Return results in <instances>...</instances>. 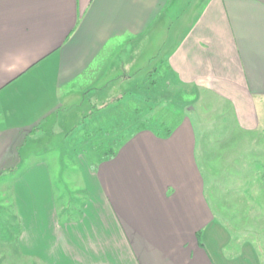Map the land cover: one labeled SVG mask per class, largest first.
Listing matches in <instances>:
<instances>
[{
	"label": "crops",
	"instance_id": "obj_1",
	"mask_svg": "<svg viewBox=\"0 0 264 264\" xmlns=\"http://www.w3.org/2000/svg\"><path fill=\"white\" fill-rule=\"evenodd\" d=\"M161 71L264 135V0H0V264H264L207 197L202 112L57 180L28 148L132 103Z\"/></svg>",
	"mask_w": 264,
	"mask_h": 264
},
{
	"label": "rangeland",
	"instance_id": "obj_2",
	"mask_svg": "<svg viewBox=\"0 0 264 264\" xmlns=\"http://www.w3.org/2000/svg\"><path fill=\"white\" fill-rule=\"evenodd\" d=\"M147 83L148 90L137 92L132 103L112 105L114 108L106 106L92 116L84 113L85 122L81 117L79 122L74 118V128L55 129L56 139H50L49 144L28 148H35L38 160H46L57 180L64 167L76 172L92 170L91 164L101 162L99 150L105 147L118 150L142 127L163 132L177 125L184 116L195 120L202 112L199 161L207 181V197L234 236L253 243L264 261V135L239 130L230 107L204 94L200 98L190 94L171 78L168 80L162 71L154 73ZM118 99L110 100L119 102ZM30 162L23 161L19 172ZM70 171L64 172L63 178L75 192L72 203L65 199L63 202L76 216L84 201L77 193L78 184L70 185L75 174ZM65 197L68 201V194Z\"/></svg>",
	"mask_w": 264,
	"mask_h": 264
},
{
	"label": "trees",
	"instance_id": "obj_3",
	"mask_svg": "<svg viewBox=\"0 0 264 264\" xmlns=\"http://www.w3.org/2000/svg\"><path fill=\"white\" fill-rule=\"evenodd\" d=\"M150 77H152V75ZM149 85L150 84L148 83V88H149ZM99 152L101 154V161H109L115 157L117 153V149L116 147H105L99 150Z\"/></svg>",
	"mask_w": 264,
	"mask_h": 264
}]
</instances>
